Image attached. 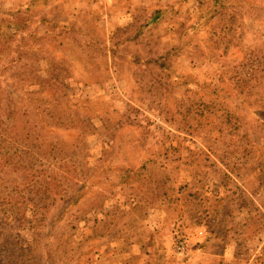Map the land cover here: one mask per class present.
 <instances>
[{
  "label": "rangeland",
  "instance_id": "obj_1",
  "mask_svg": "<svg viewBox=\"0 0 264 264\" xmlns=\"http://www.w3.org/2000/svg\"><path fill=\"white\" fill-rule=\"evenodd\" d=\"M58 44H64L63 55ZM32 48L26 58L17 53ZM19 54L23 57L12 63ZM39 55H47L49 65L37 76L59 75V87L73 93L76 104L102 112L83 117L76 137L68 129L51 130L58 159L43 158V138H28L38 166L52 163L48 176L59 187L52 193L35 264H75L89 243L95 249L81 256L83 264H142L148 253L152 260L146 264H264V159L256 163L254 147L264 143V0H0V85L9 91L16 82L12 95L30 109L37 108L30 98L40 94L59 102L66 98L51 78L40 82L28 73L26 64ZM84 66L97 77L89 89L81 79ZM223 80L232 86L234 104L219 99L223 92L211 93ZM195 82L208 86L202 91ZM46 102L55 101L46 99L38 108L56 125L58 109ZM35 113L28 124L41 128ZM73 114L69 121L77 119ZM1 116L10 128L17 121L8 113ZM75 138L76 144L69 143L75 145L66 143ZM97 162L103 171L94 179ZM259 164L262 169L255 168ZM112 166H128V180L140 177L137 190L107 187L108 180H121ZM227 169L234 172L228 186L232 204L249 197V206L240 210L253 217L250 234L241 225L231 229L243 221L238 211L221 228L206 216V192H224L219 175ZM85 177L95 180V189H87L72 207ZM22 189L24 184L12 193ZM0 203L8 208L7 201ZM15 221L0 226V261L7 248L11 256L23 244H17L22 229L35 230L27 221L18 228ZM155 230L166 253L152 243ZM117 239H129L131 251L117 252ZM179 239L184 251L177 250Z\"/></svg>",
  "mask_w": 264,
  "mask_h": 264
},
{
  "label": "trees",
  "instance_id": "obj_2",
  "mask_svg": "<svg viewBox=\"0 0 264 264\" xmlns=\"http://www.w3.org/2000/svg\"><path fill=\"white\" fill-rule=\"evenodd\" d=\"M59 50L57 52L61 53L62 55L65 53L66 49L64 48V44H58ZM68 48V47H67ZM34 52V49L26 50L25 52L23 51H18L17 53H23L24 57L26 58L28 55L31 56L32 52ZM109 52L111 54L115 55L116 54V48L111 47L109 49ZM53 53V52H52ZM57 55H55L56 57ZM23 56L19 54V57L13 58L12 63H15V61L20 60ZM112 57V55H111ZM49 57L46 56H41L39 55L38 59L36 61L30 60L26 64V66L30 67L31 69H34V67H37L38 70L35 71H30L29 74L32 77H36V79H39L40 82L45 81V77L51 78L50 82L53 83V86H55L58 90V92L61 94L66 95V98L64 99V96L62 97L63 100L59 102V100L52 99L48 96H45L44 94H40L38 98L31 97V103H36L37 107L36 109H30L29 107L25 105H19L18 104V99L15 98L12 93H11V86L15 87L16 82H13L12 85L9 86V91L6 88L1 87L0 85V117L4 113H8L10 117H15L17 118V121L12 124V128L10 126H7L5 124V121L0 118V202L1 200L3 202L7 201L8 208H3V205L0 203V226H8L9 223L11 222V219H16L15 225L18 226V228L26 226L24 222L21 221H27L29 223V226H33L35 228L34 231L29 232L24 229H22V234L21 237L22 239L17 243H23L19 247V251L17 250L16 252L13 251L11 256H8V252H10L12 249L7 248V251L3 254L4 255V260L0 261V264H35L34 261H36L37 258L41 257L40 254L37 252L40 249L41 243L43 241V223L46 220V215L49 212V209L51 208V199H52V193L53 191H58L59 187L57 184H54L51 181H54V179L51 178V175L48 176V170L52 163L50 161H44L41 166H38V163L40 159L35 155L33 152V148L31 144H27L28 138L32 139L34 138L36 141L40 139L45 140V144L41 147V152L43 158H50L51 160L58 159L59 157H62L61 152L57 150V147L50 142L49 136L52 133L51 130H58L61 131L68 129L71 132L72 137H76V135L81 134L80 130L77 128H82L79 123L83 120V117H88L90 118H96L97 113L101 114L102 110L99 107L92 108L90 106H87V109H83V104L80 102V104H76L72 100V94H66V91H63L59 87L60 82V76L57 75V77H51L53 75H50L49 77L46 76V74H42V76H37L36 74L38 72L36 71H41L44 72V68H46L49 65ZM59 58V57H56ZM36 62V63H35ZM63 63V58L60 62V66ZM74 70V68L72 69ZM90 73V70L88 67L84 66V73L81 75V79L84 81V86L86 88H92L91 86L95 85L94 79L96 80L97 77L94 76L93 74L90 73L92 77L88 78V74ZM74 76H76L73 73ZM16 77V76H15ZM40 77H42L40 79ZM14 79V78H12ZM72 83L75 82L77 83L78 77H73L72 76ZM187 85H189L192 89V85L188 82H185ZM30 84V83H29ZM31 85H36L34 83H31ZM195 88H199L200 90L203 91V88L208 85H201L195 82L194 84ZM232 86L229 85L225 80H223L219 85H216L211 88V93H218V92H223L222 96H220L219 99H222L226 101L228 104H234V100L236 99V95L233 93V91H229L228 89H231ZM7 90V91H6ZM4 91H6V94H3ZM210 93V94H211ZM48 97V98H47ZM61 97V96H60ZM48 99V101H55V102H46V103H53L56 106V110L59 112V115L57 116L59 118V122L56 125H52L49 122H47V119L44 118L43 111L38 108L40 106L41 102L45 101ZM39 102V103H37ZM63 103V104H62ZM87 104V103H86ZM64 105V106H63ZM107 104H103V107H107ZM33 111L36 113L34 115L40 116L41 118V128L39 124H35L34 126L29 125L28 122L33 119L31 117L33 115ZM55 112H53L54 114ZM74 113V114H73ZM69 114H73L77 117L76 120L74 121H69ZM43 118H42V117ZM99 117V115H98ZM23 122V125L21 124ZM70 123V124H68ZM22 126L20 129L19 126ZM38 126L40 130L37 132L35 130V127ZM83 129V128H82ZM51 131V132H50ZM84 132V131H83ZM64 134V132H62ZM8 137H11L14 140V143H9L7 144ZM78 138H75L72 142H66L67 144L69 143H75ZM76 144V143H75ZM75 144H69V145H75ZM128 144H130L128 142ZM6 145H13V148L11 150H7ZM254 147L256 148V152H259V154L256 156V163L257 160L264 159V143L257 142L254 144ZM58 154V155H57ZM73 161V159H72ZM67 165V170L70 172L71 171V166L68 165V162L65 163ZM47 168H45V166ZM111 166V165H109ZM147 163H145L142 168H146ZM231 167V166H230ZM261 167V164L259 166ZM254 168V169H255ZM102 169L101 165L99 162H97L93 168V172L91 173L92 178L95 179V173H98ZM117 170L121 172V177H120V183H116L112 180H108V186L111 187L112 185L115 186H120V187H127L132 191L137 190L138 186L136 187V183L138 182V178L136 177L133 180H128V166H112L111 171ZM232 169V168H231ZM225 170L220 172V177L221 179L224 180V183L221 182L220 185L225 187L224 192H216L213 193V190L210 191V193L206 192L207 194V199H208V204L206 207V216L212 219L217 223V226L219 228L222 227V224L226 223L230 218L233 217L234 215L238 214L235 211H238V213L242 216L243 221L231 225V229L234 230L235 227L238 225H241V229L243 232L250 234L251 233V227L253 226L254 220L251 215H246L244 216V212L240 210V208H247L248 202H249V197L246 198H241V204L237 206V204H232V194L231 190L228 189V186L230 185V182L233 181V171L232 170ZM234 169V168H233ZM264 170V169H263ZM103 171V170H101ZM131 171V170H129ZM21 176L22 180H19L17 176ZM7 176L6 178H4ZM87 177L84 178V184L77 190V195L79 198L77 200H73L69 205L72 207L76 205L75 203H79L81 198H83L86 195L87 189H95L96 182L95 180L92 179H87ZM24 184V189L21 191L12 193L13 189H16L19 185ZM236 187H239V185L234 182ZM52 185H54L52 187ZM7 187V188H5ZM246 188V187H245ZM244 190L242 189L241 191L245 192L247 194V188ZM196 196V192L194 193ZM249 196V193H248ZM235 200V201H239ZM250 203H253V200H250ZM233 205H236V209L234 208L233 210ZM253 210H256V208L252 209L250 212ZM78 212H83L81 208H79ZM31 214V217H28V215ZM82 214H87L86 212H83ZM19 223V224H17ZM248 226V227H247ZM93 232H96L94 230ZM158 235V230H155L154 233H152V243L154 244L155 242L159 244V249H164L165 253L167 252V248L164 246V240L159 241L160 237H157ZM240 240H243L241 238ZM240 242V241H239ZM238 242V243H239ZM139 243H142V240H139ZM5 245H9L10 243L7 241L3 243ZM239 244H242L240 242ZM117 247L118 249L117 252L121 254H126L128 251H131L130 248L133 247V245L129 244V239H123V240H118L117 239ZM87 246V244H86ZM80 248L81 244L79 245ZM119 247V248H118ZM127 248V251L123 252L122 251ZM95 249V244L89 243L88 251ZM87 250V249H86ZM88 251H85V249L81 250V254L78 257L77 261L75 264H83L84 260L81 258V256L84 253H87ZM17 254V256L15 255ZM153 257H155V254H151ZM2 257V256H1ZM162 258L166 259V256L162 254ZM143 262L142 264H146L147 262L151 261L152 258L150 256V253H148L145 257H143ZM166 262V261H165ZM40 263V262H39ZM55 264V263H53ZM89 264H92L91 262ZM166 264V263H164ZM167 264H169L167 262Z\"/></svg>",
  "mask_w": 264,
  "mask_h": 264
},
{
  "label": "built area",
  "instance_id": "obj_3",
  "mask_svg": "<svg viewBox=\"0 0 264 264\" xmlns=\"http://www.w3.org/2000/svg\"><path fill=\"white\" fill-rule=\"evenodd\" d=\"M200 235H203V231H200ZM178 238H180V236H178ZM185 248V243L184 241H182L181 239L177 240V250L178 251H184Z\"/></svg>",
  "mask_w": 264,
  "mask_h": 264
}]
</instances>
